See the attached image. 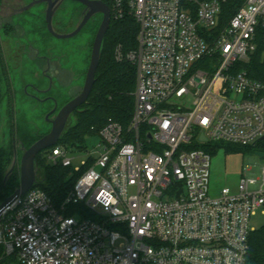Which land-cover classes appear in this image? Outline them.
Segmentation results:
<instances>
[{
  "label": "built area",
  "instance_id": "2783aa9c",
  "mask_svg": "<svg viewBox=\"0 0 264 264\" xmlns=\"http://www.w3.org/2000/svg\"><path fill=\"white\" fill-rule=\"evenodd\" d=\"M111 20L132 18L137 46L115 48L136 68L130 125L109 122L96 157L44 151L81 174L60 205L41 189L0 217L3 258L18 264H246L251 220L264 213V164L236 193L210 195V151L264 139V83L240 66L257 51L264 0H108ZM222 26V27H221ZM206 140L203 141L201 138ZM80 218L77 219L76 217Z\"/></svg>",
  "mask_w": 264,
  "mask_h": 264
},
{
  "label": "trees",
  "instance_id": "16d2710c",
  "mask_svg": "<svg viewBox=\"0 0 264 264\" xmlns=\"http://www.w3.org/2000/svg\"><path fill=\"white\" fill-rule=\"evenodd\" d=\"M104 1L110 7L109 1ZM241 5L242 1L240 0H228L223 4L222 26L226 25V21L237 12ZM137 35L138 26L132 18L127 17L122 21L111 20L110 28L103 42L100 65L93 91L87 103L74 114L69 122L71 124H68L69 127L65 129L60 141L57 143L58 146L62 145L70 149L76 148L83 151L86 150V140L89 137L97 136L99 131L109 122H117L124 127L130 125L135 105L136 68L128 62H117L114 52L119 45L125 51L135 49ZM256 42L257 51L251 55L248 63L240 67L248 71L252 78L264 83V26L262 25L257 30ZM5 85L8 86L6 92ZM5 85L0 74V103L4 100L5 95L11 96L9 84ZM8 103H12L11 97ZM7 112L11 138L6 143L0 130V204L11 197L20 187V173L17 171V167L6 179L13 164V142L18 140L20 144L28 149L37 141V138L31 136V133L25 128V123L22 120L15 123V115L12 114L10 108ZM260 144L262 142L250 147H233L250 151L254 147L260 146ZM221 145L223 146V144ZM218 147L221 146L210 144L201 148L210 151L213 155ZM43 154L44 152L37 156L36 162L38 168L44 172V176L33 188L43 190L55 205H60L73 190L80 176L74 173L71 168L49 164ZM249 247L246 264H264V226L251 233ZM0 264L18 263L15 258L4 259L3 249L0 248Z\"/></svg>",
  "mask_w": 264,
  "mask_h": 264
},
{
  "label": "rangeland",
  "instance_id": "374dc122",
  "mask_svg": "<svg viewBox=\"0 0 264 264\" xmlns=\"http://www.w3.org/2000/svg\"><path fill=\"white\" fill-rule=\"evenodd\" d=\"M43 7L37 5L33 7L30 12L40 14ZM81 9L82 6L73 1H67L63 5L62 9L59 11V14L56 20L61 21L64 25L67 26V31H71L79 24L81 21ZM73 11L78 12L76 20H73L71 13ZM77 24H76V22ZM70 22L74 23L75 27H71ZM13 23L20 25L24 29L25 39L29 44H33L36 48L41 49V55H50L56 58L59 65L62 66L65 70H58L60 84H55L53 92L55 94H61L64 96L70 89V85L75 86L72 88L70 93L72 98H75L82 92V88L85 83V76L88 70V66L91 59L92 45L94 42L93 28L88 24L77 36L70 39H56L53 36L47 34L46 30L40 34L34 32V27L42 28L43 23L38 19L33 20V17L29 14H22L21 16L14 17ZM45 35V36H44ZM26 41V42H27ZM46 47V48H45ZM45 48V49H44ZM49 49L51 52H46ZM7 54L9 51H6ZM5 52V53H6ZM34 56L30 57L25 55L21 62V65L18 69H11L12 79L14 81L15 89V107L17 114L15 119L19 122L21 120L25 123L24 126L31 133V136L37 138V140L46 135L50 127L46 125V121L41 117L39 110L35 108L33 103L30 101H23L21 98V88L19 83H40L42 88H47L48 82L44 79L36 80L33 75L36 74L39 69L35 65ZM13 67V66H11ZM67 71V72H66ZM72 79V81H70ZM4 105H0V130L3 140L6 143L10 140V121L8 118V113L4 110ZM45 121V122H44ZM71 123H69L70 125ZM67 125V128L69 127ZM100 139L98 136L89 137L86 140L85 148L86 150L80 151L75 157L74 165L77 167L81 166V161L87 160L90 155L96 157V150L98 149V144ZM216 145L217 143H213ZM14 145V157L13 161H16V169L20 173V161L22 159L23 153L27 148H24L18 140L13 142ZM221 147L216 149V152L212 155L211 162V183H210V195L217 196L222 189L228 188L233 193L237 192L240 179L243 174V168L248 166L251 163V159L254 160L252 167L256 171L259 167L264 164V158L258 157L253 150L245 151L246 149L236 148L233 146H223L219 143ZM234 150H231V149ZM228 149V150H227ZM236 150V151H235ZM44 157V154H43ZM50 164V163H49ZM81 175V174H77ZM44 176V172L37 166V182L41 181ZM77 219L80 217L77 216ZM264 226V216H261L259 213L256 217H253L251 220V227L254 229H259Z\"/></svg>",
  "mask_w": 264,
  "mask_h": 264
},
{
  "label": "flooded vegetation",
  "instance_id": "af4514ba",
  "mask_svg": "<svg viewBox=\"0 0 264 264\" xmlns=\"http://www.w3.org/2000/svg\"><path fill=\"white\" fill-rule=\"evenodd\" d=\"M56 1L57 0H50V3L46 2V3L41 4L40 6L43 7V9L40 12V14H38V12L31 13L30 10L24 11L25 8L32 3V0H1V3H0V74L2 75V80H3L4 85L9 84L10 91H11L10 97L12 99V103L9 104L8 101L10 97L8 95H5L4 100L0 103V105L2 106L4 105L5 107L4 110L6 111V113H8L7 112L8 108H10V111L12 112V114L14 115L17 114V110L15 107L16 92L14 89V81L12 79L11 69H14V68L18 69L25 55H28L30 57L34 56L35 65L37 66V69H39V71L36 74H34L33 77L36 80L38 79L46 80L48 82V86L47 88H42L40 86V83H38V81L37 83H31V84L23 83L21 81L19 83V87L21 88L20 96L23 101H30V103H33L35 105V108L37 110L40 109L39 113L41 117H43V120L46 121V122L44 121L46 125L50 127L47 134L51 131L52 122L55 120L60 110L74 99L70 96L71 95L70 93L72 92V88H75V86H72L71 84L69 86L70 90L64 96H62L60 93L55 94L53 92L55 88V84L56 83L58 85L60 84V79H59L58 73L54 74L52 71L53 69H55L56 71L57 69L60 70L63 67L59 65L58 61H56V58L52 57V60L50 58V60L48 61V57L50 55H45V54L44 56L41 55V52H42L41 49L36 48L33 44H29L28 41L25 39V35H24L25 33H24L23 27L20 25L14 24L13 19L14 17L21 16L22 14H28V15L30 14L33 17V20L38 19L39 21H42L43 23V27L41 29L34 27V32L42 34L46 30L48 35L53 36L48 31V26L46 23V11L48 10L50 4L53 5ZM67 1L68 0H64L63 3L57 8L54 18H53L54 32L59 35H67V34H71L72 32H74L76 28L78 27V25L81 23L84 15L87 13L86 8L80 4L82 6L81 13H80L82 16L81 21L79 22L78 25H76L77 22L75 21L76 27L75 25H72L74 23L70 22V24L72 23L71 27L72 28L75 27V28L71 31V33H69V31H67V28H66L67 26H69V24L64 25L61 21L56 20L59 14V11L62 9L63 5L66 4ZM92 1H95V0H92ZM98 1H102L108 6V4L104 0H98ZM71 15H72L73 20H76V17L78 16V12L73 11ZM102 20H103V15L97 14L88 21V23L84 26V28L91 22V25L93 28V35L96 37V34L100 28ZM95 37H94V40H95ZM6 51H9V53L7 54ZM46 52L48 53L51 51L47 49ZM62 70H65V69L63 68ZM70 81H72V79H70ZM4 88L6 92V90L8 89V86L5 85ZM75 113L76 112H74L71 115L67 125L69 124V122L71 121ZM16 122L17 120L15 121V123ZM15 123L13 124L15 125ZM42 137H40L39 139H41Z\"/></svg>",
  "mask_w": 264,
  "mask_h": 264
},
{
  "label": "water",
  "instance_id": "95a60500",
  "mask_svg": "<svg viewBox=\"0 0 264 264\" xmlns=\"http://www.w3.org/2000/svg\"><path fill=\"white\" fill-rule=\"evenodd\" d=\"M63 1L64 0H57L53 5L50 4L48 10L46 11V23L48 26V31L56 39H70L77 36L93 16L97 14L103 15L102 23L93 43L91 59L88 66L85 83L82 88V92L60 110L57 117L52 122L51 131L47 135L39 139L37 142H35L29 149L24 151L22 159L20 161V187L11 197L0 204V217L5 208L11 202L26 195L37 184V156L40 153L57 145L66 129L71 115L87 103L96 83V75L100 65L103 42L111 25L110 8L102 1L98 0H69L83 5L86 8L87 13L84 15L81 23L78 25L74 32L67 35H59L54 32L53 18L57 8L63 3ZM46 2L50 3V0H32V3L28 5L24 11H29L33 7ZM201 140L205 141L206 139L202 137ZM258 156L264 157V154H260ZM15 167L16 161H13L12 167L6 179L12 174Z\"/></svg>",
  "mask_w": 264,
  "mask_h": 264
},
{
  "label": "crops",
  "instance_id": "0c3cea01",
  "mask_svg": "<svg viewBox=\"0 0 264 264\" xmlns=\"http://www.w3.org/2000/svg\"><path fill=\"white\" fill-rule=\"evenodd\" d=\"M52 57L53 58H55L54 56H49L48 57V61L50 60V58H51V60H52ZM54 74L56 73V70L55 69H53V71H52ZM260 142H262V144H260V146H257V147H254L252 150L255 152V154L258 156V155H260V154H264V140H262V141H260ZM259 157V156H258ZM260 158H264V157H260ZM251 163L253 164V165H255L254 164V160H252L251 159ZM251 163L248 165V166H246V167H244L243 168V174H242V176L245 174V173H255V174H257V172H258V169L260 168H258L256 171L254 170V168L252 167L253 165H251ZM242 178V177H241ZM261 216H264V213H259ZM258 215V214H257ZM256 215V216H257ZM255 216V217H256ZM261 228V227H260ZM254 229V228H253ZM256 229H254V231H255Z\"/></svg>",
  "mask_w": 264,
  "mask_h": 264
}]
</instances>
